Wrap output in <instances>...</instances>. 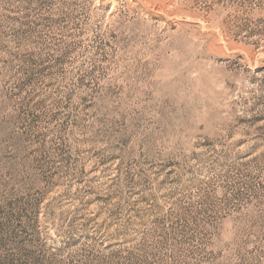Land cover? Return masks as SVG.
<instances>
[{
    "label": "rangeland",
    "instance_id": "obj_1",
    "mask_svg": "<svg viewBox=\"0 0 264 264\" xmlns=\"http://www.w3.org/2000/svg\"><path fill=\"white\" fill-rule=\"evenodd\" d=\"M0 264H264V0H0Z\"/></svg>",
    "mask_w": 264,
    "mask_h": 264
}]
</instances>
